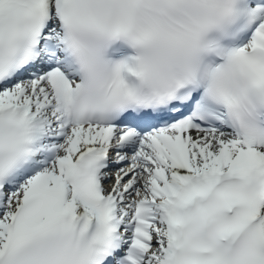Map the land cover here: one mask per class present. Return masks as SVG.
I'll return each instance as SVG.
<instances>
[{"label": "bare ground", "instance_id": "obj_1", "mask_svg": "<svg viewBox=\"0 0 264 264\" xmlns=\"http://www.w3.org/2000/svg\"><path fill=\"white\" fill-rule=\"evenodd\" d=\"M1 225H2V224H1V222H0V227H1ZM0 233H1V229H0Z\"/></svg>", "mask_w": 264, "mask_h": 264}]
</instances>
